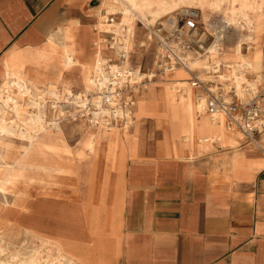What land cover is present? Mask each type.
Instances as JSON below:
<instances>
[{"label": "crops", "instance_id": "0c3cea01", "mask_svg": "<svg viewBox=\"0 0 264 264\" xmlns=\"http://www.w3.org/2000/svg\"><path fill=\"white\" fill-rule=\"evenodd\" d=\"M115 5L114 0H0V87L7 61L40 67L30 54L50 36L60 35L72 47L76 28L92 29ZM92 34L87 46L93 50L96 38H106ZM263 39L264 19L258 40ZM108 49L102 44L104 57L111 56ZM256 51L263 77L264 50ZM189 75L193 72L169 70L163 74L167 85L157 95L153 86L136 96L134 133L136 121L156 107L163 153L170 158L137 156L134 136L124 129L117 136L105 135L102 158L122 174L117 191L103 198L80 194L75 200L67 194L30 197L27 209L10 208L23 212L3 222L0 235L16 238L26 232L31 239L50 240L77 264H264V133L257 137L261 148L254 149L219 123L190 132L183 110L174 127L169 85ZM214 135L218 138L208 140ZM97 147L86 151L95 157ZM13 220L16 228L10 229Z\"/></svg>", "mask_w": 264, "mask_h": 264}, {"label": "bare ground", "instance_id": "6f19581e", "mask_svg": "<svg viewBox=\"0 0 264 264\" xmlns=\"http://www.w3.org/2000/svg\"><path fill=\"white\" fill-rule=\"evenodd\" d=\"M114 2L118 6L116 5L114 8L110 7L106 9V14L104 13L103 16L99 17L98 23L102 25V29L109 30L114 35H117L111 41L109 49L112 50V56L119 60V64H111L109 58L102 55V43L98 40L95 41L97 46L96 55L87 59L85 45L88 37L87 30L81 32L77 28L74 32V46L70 47L63 44L60 35H52L40 48L31 52V60L35 64L40 65V67L36 66L32 68L24 63H15L10 60L6 62L4 66V81L0 87L1 193L4 191L5 186L10 183L12 184L16 180L27 150V145L22 146L20 153L10 155L9 151L13 139L18 138L21 142L26 141L29 145L42 136L48 138L50 135H60L61 129L57 119L54 117L50 120L47 119L48 105L45 102L46 97L51 99L50 106L55 112L59 101L65 99L69 106L84 103L81 105L84 106L81 111L83 113L89 111L86 106L87 100L81 99L78 94L73 95L72 91L69 90L70 87L78 88L79 85H88L93 91L97 92L94 100L90 101L95 110L91 112L92 121L90 123L99 120L107 130L102 132L99 129L96 132V137H92L83 142L85 151H90L92 147L99 144L100 140H103L105 135L117 136L118 133L114 132L112 126L107 125L109 120L113 121L121 118L124 121L129 120L130 123L134 124V109L132 107L121 109L115 105V99L117 97L116 87H122L126 82L138 84L143 78H147L148 82H151L156 76V73L166 74L169 70L175 68L183 69L188 73L194 69H198L200 72L199 76H201L204 73V66L207 62L212 61L213 64L221 63L223 67L231 68L229 75H218L217 77L222 80H232L233 87L238 92L243 89V84L249 88H255L260 83L259 81L262 78L261 70H258L260 52L252 53L248 51L250 50L249 45L245 44L243 47L242 44L238 43L232 52L225 53L224 55L223 48L221 52L216 50L217 40L211 43L206 49L209 55L204 54V60L193 58L190 55L186 56L178 52L176 55L184 61L185 68L175 66L169 68L164 65L165 60L163 57L166 52L165 48L167 46L174 47L175 43L173 41L167 43L164 37L159 36L158 41L164 46H159L161 54L157 58L159 70H157L158 72L147 71L146 73H142L141 68L132 67L134 61L141 60V51L133 50L136 46L134 43L133 23L139 20L144 27H148L151 21L147 18L144 19L141 15L142 9H151V12L156 17H159L156 19L165 18L164 22L167 27L165 31H167L166 33L168 35H172V31L175 30L178 14L183 15L188 11L197 12L199 21L202 23H208V19L213 10L221 13L222 19L226 22L227 27L238 26L241 18L242 23L246 25L247 22L244 18L250 14H254L257 22L261 23L264 19V0H114ZM107 14L113 16L119 15L118 20L109 22V15ZM211 20L214 19L212 18ZM216 23H210V25L214 26L213 29L220 25V22ZM123 26H126L127 29H124ZM109 27L114 28V30H111ZM226 28L222 27L225 31L223 42L226 38ZM105 30L100 33H110ZM124 30L127 35L122 34ZM246 37L249 39L250 35ZM240 39H243V36H240ZM151 44L152 35L148 34L146 40L141 41L139 46L148 47ZM242 47L246 52L242 53ZM121 52H123L122 58L120 57ZM169 58L173 60L172 55H169ZM54 62L60 65V70L53 75L51 74L50 68ZM74 69H77L76 73H74ZM247 69L255 74V77L249 81H247L248 79L246 77ZM181 81L187 80H176L169 85V94L172 98V102L169 105V113L174 127L175 123L181 122L179 117L181 110H183L187 113L186 122L190 132L192 130L199 132L201 126L208 122L219 123L220 126H224L226 130L231 131L227 128L223 116L211 118L210 116L204 115L199 120L198 115L201 112L204 113L205 110L199 105H195L192 89L185 87L183 88V94L177 95L175 92L173 93L175 88L172 89L171 86L175 85V82L179 83ZM83 93L85 94L86 91ZM136 104L138 103L136 102ZM107 119L108 121H106ZM215 138L218 137L216 135L210 136L208 140H214ZM186 140L189 139L187 138ZM17 238H14L9 233L0 235V257L5 255L0 261L2 264H77L74 259L68 258L60 246L53 256L55 262L51 261L49 259V251H52L54 246L50 240H42V245L49 248L45 250L46 255H44L43 251L39 250V248L30 249L27 246L28 244L25 238L16 241ZM54 245L57 246L56 244ZM9 250H12V252L7 253Z\"/></svg>", "mask_w": 264, "mask_h": 264}, {"label": "rangeland", "instance_id": "374dc122", "mask_svg": "<svg viewBox=\"0 0 264 264\" xmlns=\"http://www.w3.org/2000/svg\"><path fill=\"white\" fill-rule=\"evenodd\" d=\"M118 6V5H117ZM116 7V5H115ZM180 10V9H179ZM182 10V9H181ZM151 9H142L141 15L144 19H148L151 22L148 24V27H144L139 20L134 21L133 23V35H134V43L136 46L134 47V51H141V60H136L133 62L132 67L141 68L142 73H146L149 69L150 71H154V66L152 60L155 56V48L156 50L159 48L160 44L158 42V37L160 35H165V29L167 28L165 25V18L156 19L154 13L151 12ZM106 14V13H105ZM109 15V14H107ZM177 22L181 20L182 15L178 14ZM119 15L113 16L114 21H117ZM245 16V15H244ZM218 19L220 25L218 27H227L226 22L223 21L221 13L213 10L208 19V23L204 22L206 29L211 31L213 29V25H210L211 19ZM155 20V21H154ZM244 20L247 24L242 23V18L238 22V26H229L226 28V38L222 44L224 55L225 53L232 52L237 44H242L243 47L245 44L250 46V50L252 53L259 52L257 49L264 50V39L262 42H259L258 38L261 35V30L263 27V21L261 23L257 22L254 14H250ZM181 22V21H180ZM141 24V25H140ZM177 24V23H176ZM102 25L96 22V24L91 28L87 29V40L91 37L92 32L94 31L96 34H100L101 31L105 30L101 28ZM162 27V28H161ZM164 27V28H163ZM111 30H114V28ZM106 28V29H109ZM124 29H127L126 26H123ZM175 29V28H174ZM173 29V30H174ZM158 30H160L158 32ZM107 32L112 33L109 30H105ZM165 31V32H164ZM173 32V31H172ZM156 33V34H154ZM113 34V33H112ZM123 35H127L125 30L122 32ZM152 35V44L150 47L139 46L141 41L146 40L147 35ZM167 34V33H166ZM116 35V34H115ZM115 35H107L103 34L102 37H105L106 40L102 38H96L94 40L93 46L94 49H89L86 45V58L90 59L96 55L97 46L95 41L98 40L102 44L107 45L108 48L111 44V37H115ZM250 35L248 39L246 36ZM117 36V35H116ZM240 36H243V39H240ZM246 37V38H244ZM249 43V44H248ZM242 47V53L246 52ZM111 52V56L108 53L105 57L109 58V62L111 64H119V60L112 56V50L108 49ZM204 54H207L205 52ZM203 54V55H204ZM158 56V52L156 53ZM203 55L197 53L196 56H192L197 59H205ZM209 55V54H207ZM161 56V54H159ZM212 62V61H210ZM140 63V65H139ZM221 70L219 75H229L231 68ZM263 69H264V59H263ZM60 70V65L58 63H53L50 68L51 74H56ZM197 70V71H195ZM77 69H74V73H76ZM144 71V72H143ZM193 72L192 76H188V78L184 79L187 81L175 82V85L171 86L172 89L175 88L173 93L175 94H183V88L190 87L194 88L195 95L194 103L196 106H200L204 110V93L201 88L193 87L190 81V78L195 76L199 83L201 82H221L226 87L233 86L232 80H222L218 77L215 78L216 75L208 74L204 75L202 73L201 76L198 69L192 70L189 74ZM201 77V78H199ZM247 81L253 79L255 77L254 73L246 74ZM221 80V81H220ZM225 82V83H224ZM258 85H264V71L263 77L259 81ZM145 85V86H144ZM154 85L153 93L158 94L166 87V82L164 81L163 74L156 73V76L152 79L151 82H148L147 78H143L140 83L126 82L122 87H116V99L115 105L121 109L126 107H132V109L137 106L136 99L137 95H141L145 93L151 86ZM201 85V84H200ZM202 86V85H201ZM182 87V88H181ZM207 87H210V84H207ZM137 88V89H134ZM72 94H78L81 99L87 100L86 106L89 111H85L81 113L83 110L81 106L84 103L77 105H70L65 99L59 101L58 107L56 108V112L51 108V99L46 97L47 105H48V115L47 119H52L53 117L57 119V122L60 125V135H50L48 138H38L34 140L31 144H27L26 141L21 142L18 138L13 139L11 144V149L9 154H17L20 153V148L22 146L27 145V150L24 155V159L19 170V174L16 177V180L5 186L4 193L0 192V232L2 233L5 230L6 220L11 219L13 216L17 217V215L23 211L18 212L17 210L13 212L11 211V207L14 204H18L19 208L22 210L27 209L25 202L30 198H48V199H60L62 195L67 194L70 198L75 200L77 197L80 198V194H84L85 196H94L97 195L98 198H103L110 191H117L120 183V178L122 174H119L117 170H115L113 166H107L106 162H104L102 158V151L104 149V140H100L97 151L99 154L97 156H93L92 153L85 151L83 148V142L90 138H94L97 135V131L104 132L107 130L104 128V124L100 123L99 120H92L91 112H94V108L91 105L92 100L96 96L95 91H93L88 85H79L78 88L70 87ZM86 91L84 94L83 92ZM137 92V93H136ZM203 94V95H202ZM133 100V102H132ZM130 104H129V103ZM26 109V108H25ZM148 114L144 116L142 119L136 121L137 131L134 133L133 123H130L129 120H122L121 118H117L113 121H106L107 125L112 126L115 133H118L120 130H124L131 136H134V140L136 141V145L138 147L137 156H162L163 158H170L168 155L163 153V133L162 129L159 127L158 123L155 120L157 108L149 107L147 110ZM53 113V114H52ZM205 113V112H204ZM203 112L198 115V119L201 120L204 115ZM84 116V117H83ZM135 114L133 115V117ZM208 116V115H207ZM88 117V118H87ZM90 117V118H89ZM110 128V127H109ZM108 133V131H106ZM239 136L242 135L238 132ZM64 149L66 153H62L61 149ZM82 156V157H78ZM197 157V156H195ZM128 160V159H127ZM218 160V159H217ZM66 162L70 165H64ZM2 176V171H0V178ZM14 187H13V186ZM78 195V196H77ZM90 198V197H89ZM92 201V200H89ZM3 202V203H2ZM99 202V201H98ZM8 203V204H7ZM5 205V206H4ZM25 205V206H24ZM18 212V213H17ZM2 217V218H1ZM5 219V221H4ZM21 219V217H20ZM2 222V223H1ZM5 222V223H3ZM10 229L16 228V224L14 221H10L9 224ZM26 234V235H25ZM20 237H16L17 240L26 239L27 246L31 248H39V250L43 251V254L46 255L45 250L49 249L47 246L42 245V240L31 239L27 237V233ZM53 242V249L49 251V259L53 262V256L59 249V245L55 246ZM13 250V249H12ZM12 250L7 251V253L12 252ZM64 251V250H63ZM6 253V254H7ZM5 257V255L0 257V261ZM0 264H2L0 262Z\"/></svg>", "mask_w": 264, "mask_h": 264}, {"label": "built area", "instance_id": "2783aa9c", "mask_svg": "<svg viewBox=\"0 0 264 264\" xmlns=\"http://www.w3.org/2000/svg\"><path fill=\"white\" fill-rule=\"evenodd\" d=\"M113 20V15H109L108 21L112 22ZM180 21L177 22L172 35L166 34L165 31L164 36L160 35L165 38V42L173 41L175 43L174 47L167 46L165 48L166 52L163 57L165 66L185 68L184 61L176 53L181 52L186 56H196L197 53L203 55L215 40L218 41L215 46L216 50L221 52L225 35L222 27L216 26L211 31L207 30L205 24L199 21L197 12L188 11L184 13ZM216 22L219 23V20L214 19L210 23ZM101 34L114 35L106 32ZM113 40L114 37H111L110 41ZM158 42L162 46V43ZM169 55H172L173 60H170ZM120 57H123V52L120 53ZM222 69L221 63L213 64L209 61L204 66L203 71L206 75H219ZM190 81L193 87L203 90L204 110L208 116L211 118L223 116L229 130L239 132L245 143L251 148H261V142L257 137L264 133V85L249 88L243 84V89L238 92L233 86L228 88L221 82L205 81L199 83L195 76L191 77ZM208 83L210 87H207Z\"/></svg>", "mask_w": 264, "mask_h": 264}]
</instances>
